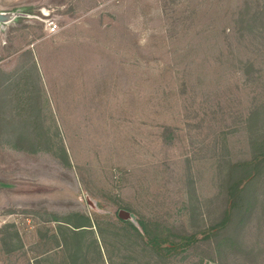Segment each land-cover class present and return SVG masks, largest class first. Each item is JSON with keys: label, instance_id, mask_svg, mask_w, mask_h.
<instances>
[{"label": "rangeland", "instance_id": "374dc122", "mask_svg": "<svg viewBox=\"0 0 264 264\" xmlns=\"http://www.w3.org/2000/svg\"><path fill=\"white\" fill-rule=\"evenodd\" d=\"M262 139L264 0H0V264H264Z\"/></svg>", "mask_w": 264, "mask_h": 264}, {"label": "trees", "instance_id": "16d2710c", "mask_svg": "<svg viewBox=\"0 0 264 264\" xmlns=\"http://www.w3.org/2000/svg\"><path fill=\"white\" fill-rule=\"evenodd\" d=\"M25 101L27 103L20 105V109H18L23 116L26 115L28 110H31V103H29L28 100ZM259 115L260 113H255L257 119ZM24 120L25 122L28 121V119ZM255 144L257 155L246 162L237 164L234 167L236 172L233 174L230 173V180L226 184V209L224 210L221 221L210 229L211 235H209V238L213 237L221 240L220 245L216 248L217 250L224 247H240L237 238L235 236H228V233L229 230L232 229L235 220H237L238 226H240L241 223L244 222L246 216L251 212V203L248 202L246 194L248 193L250 185L259 178L260 170L264 164V139L259 140ZM151 240L156 241L157 238H152ZM152 244H154V242H152ZM259 249L260 248H257L258 252H260ZM254 257L255 262H257L258 253H255ZM255 262L253 261L252 264H258V262Z\"/></svg>", "mask_w": 264, "mask_h": 264}, {"label": "water", "instance_id": "95a60500", "mask_svg": "<svg viewBox=\"0 0 264 264\" xmlns=\"http://www.w3.org/2000/svg\"><path fill=\"white\" fill-rule=\"evenodd\" d=\"M89 205H92V201H90L88 199ZM119 218L123 219V220H130V214L128 212L125 211H120L118 214Z\"/></svg>", "mask_w": 264, "mask_h": 264}, {"label": "built area", "instance_id": "2783aa9c", "mask_svg": "<svg viewBox=\"0 0 264 264\" xmlns=\"http://www.w3.org/2000/svg\"><path fill=\"white\" fill-rule=\"evenodd\" d=\"M47 27H48V31L51 33L55 32V30L57 29V25L53 21H48Z\"/></svg>", "mask_w": 264, "mask_h": 264}]
</instances>
